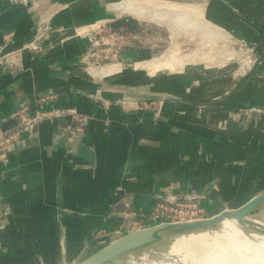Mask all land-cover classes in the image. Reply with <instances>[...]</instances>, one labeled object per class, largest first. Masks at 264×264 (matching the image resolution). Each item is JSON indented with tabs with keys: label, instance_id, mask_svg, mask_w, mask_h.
<instances>
[{
	"label": "crops",
	"instance_id": "0c3cea01",
	"mask_svg": "<svg viewBox=\"0 0 264 264\" xmlns=\"http://www.w3.org/2000/svg\"><path fill=\"white\" fill-rule=\"evenodd\" d=\"M213 1L207 3L209 17L225 26L224 17H230L232 10L223 0ZM93 3L65 0L50 11H33L3 10L0 2V30H14L16 48L32 37L36 18L61 9L74 12L66 16L75 24L110 18ZM233 18L241 20L235 13ZM108 21L123 30L128 26L120 15ZM136 28L139 35L146 26L138 23ZM254 36L250 35L253 43ZM3 37L0 31V46ZM74 46L79 48L75 55L66 51L32 60L25 53L23 71L16 76L5 73L0 64L1 130L14 126L8 118L23 101L53 91L60 95L55 107L73 109L69 115L48 119L36 134H22L8 159L0 161V194L7 205L0 264H73L86 240L90 248L99 227L111 228L120 219L126 201L131 210L146 213L156 197L168 191L202 195L209 209L228 201L236 209L264 193V93L255 98L257 83L251 76L235 83L221 71L192 70L193 78L185 79L170 74L151 78L143 70L137 77L116 75L101 82L71 79L67 65L83 56L82 46ZM145 52L140 47L120 51L121 59L132 55L142 61ZM57 56L61 63L55 64ZM95 94L123 103L106 111L93 99ZM167 95L176 97L178 104L165 109L161 117L152 110L129 109L134 100H160ZM244 107L262 111L231 115ZM75 116L85 119L86 125L68 139L67 125H80L70 123Z\"/></svg>",
	"mask_w": 264,
	"mask_h": 264
},
{
	"label": "rangeland",
	"instance_id": "374dc122",
	"mask_svg": "<svg viewBox=\"0 0 264 264\" xmlns=\"http://www.w3.org/2000/svg\"><path fill=\"white\" fill-rule=\"evenodd\" d=\"M60 1L62 2L65 0H0L3 4V10L9 7H23L25 9H32L33 11H50L51 6ZM66 1L72 4L74 0ZM100 1L101 0H83V2L86 3L95 2L93 4H95L96 7H103L107 11L106 14L110 17L109 19L103 18L92 22H79L75 24L74 21L68 20L69 17L66 16V13H71L73 15L74 12L72 10H66L67 12H64L61 9L53 15L51 14L50 17L36 18L32 37L29 40L24 41L23 44L20 43L21 45L16 48H13V45L15 44L14 30L8 28L0 30L4 36L3 44L0 46L1 69L7 74L16 76L23 71L22 59L25 53L30 55L32 60H37L48 54L57 55L58 52L65 53L66 51H70V53L74 54L73 51L77 53V49H79L78 46L74 45L79 44L82 46L83 56L77 59L74 63L68 64V68L65 69L67 77H70L71 79L83 78L90 82H101L108 77L116 75H118L117 77H122L126 74L132 77H137L141 74L140 71L143 70L149 72V76L152 75L151 78H154L155 75L160 76L161 74H170L187 77L185 79H192V70L198 71L199 73H202L203 71L204 73L211 74L221 71L227 76V81L229 78L233 79L232 82L235 83L238 80L244 83L243 81L249 79L251 76V79L255 80L257 83V88L254 89L255 98L260 97V95L264 93V86L261 85V83L264 84V0H223L232 10V12L229 13L230 17H224L225 23H222L225 26L220 25V22L218 23L209 17L207 3L210 1L213 3V0H162L171 3L174 7H181L186 10L195 11V8L201 9L199 17L197 18L198 20L195 17L189 18L191 24L200 26L196 27L190 25L188 22V25L184 26V30L183 28L180 30L181 27L179 29L174 22L167 21L166 23H158L156 21H140L135 18L133 19L132 16L119 14L118 11L111 8L110 2L115 0H105V3L103 4L100 3ZM60 6L64 7L63 5H59L58 8H61ZM81 6L85 7L83 5ZM256 6L257 8H254ZM84 9L85 12L89 10L86 7ZM104 9H102V12H104ZM99 13H101V11H98V14ZM234 13L241 16L239 22L237 19L235 20L233 18ZM119 15L130 21L124 30L115 27L114 25L116 22L108 21L115 19L116 16ZM82 18H87V16ZM2 19L3 18H0V21ZM196 20L199 23L198 25ZM200 20H202V23ZM138 23L144 25V27L146 26L145 31H140L139 35H137L139 29L136 28ZM88 24L95 25L92 28L87 27ZM184 24L186 25L187 22ZM184 24H182V26ZM108 27H112L114 32H118L119 36H123L122 40L116 41L109 38L108 33L104 30ZM250 33L255 34L256 37H254L257 39L256 42H251ZM137 47L146 51L145 54L147 53V56L144 59L145 61H142L143 59L138 60L136 56L132 55L128 58L123 57L121 59V50H132ZM116 49L119 52L117 51V53H115L114 50ZM73 54L71 55L73 56ZM162 55L165 56L162 61L154 62L156 58H160ZM54 60L56 61L55 64L61 63V58L58 56L55 57ZM125 61H128V63ZM116 64L122 66L120 71L116 74L107 77L100 76L101 78L99 76L95 77L91 74V71L93 70H100L105 66ZM127 71H129V73H127ZM260 71L263 72L262 76L257 75ZM59 98V93L53 91L49 94L40 95L33 100L23 101L19 105L18 109L8 118L14 121V126L7 131L0 129V159L3 156V160L8 159L7 154L10 153L16 144L20 143L22 134H25L23 132L18 133L25 126V123L20 122L18 117H22V114H25V117L27 118L26 120L35 119V116L30 115L31 110L23 113V108L29 107L30 109L31 106L34 107L37 105L39 106V109L37 107L35 109H38L37 111H43L45 110V107L46 109L50 108V110L54 108L57 109L54 105ZM42 99L45 100L44 103L41 102ZM93 99L106 111L112 105H122L123 103L118 102L117 100H105L99 94H95ZM176 104H178L176 97H173L172 95L168 97L167 95L160 100H134L133 103H130L131 108L129 109H131L130 111H133L134 109L137 111L152 110L155 117H161L165 109L169 106L173 108ZM179 106L182 107L183 105L180 104ZM63 111V115H69L68 111L73 112V109L67 108L63 109ZM254 111L262 110L253 107H244L236 112L230 113L231 115H248V113ZM48 119L49 118L35 120L36 124L34 129L27 134H36L38 127L47 123ZM79 119L80 120L77 122L80 123V125L77 127L71 126L69 128L71 124H68L65 128V133L69 135L68 139L74 136V133L77 131L75 130L76 128L80 127L83 129L86 125L85 119L80 116ZM215 206L217 207H212L210 209L207 208L206 216H209L207 219L212 218L213 215L211 214L222 209H231L232 203L228 201L222 203L220 206ZM2 209L4 217L0 224V232L4 231L7 225V205L4 201ZM250 219L260 221L264 224V209L254 212ZM133 221H136V217L126 219L121 215L120 219L116 221L111 228H107L103 225L99 227L93 233L94 239L84 258L91 256L93 253L118 240L124 235L138 230V226L135 225L127 229V222ZM258 239L264 245V236H259Z\"/></svg>",
	"mask_w": 264,
	"mask_h": 264
},
{
	"label": "bare ground",
	"instance_id": "6f19581e",
	"mask_svg": "<svg viewBox=\"0 0 264 264\" xmlns=\"http://www.w3.org/2000/svg\"><path fill=\"white\" fill-rule=\"evenodd\" d=\"M110 6L113 10L118 11L119 14L130 15L140 21L149 20L158 23H166L167 21L174 22L179 29L181 27L180 30H182V28L184 30V26H187L188 22L190 23L189 18L195 17L197 19L201 12L200 8H195V11L186 10L181 7H174L171 3L162 0H115L110 2ZM197 20L196 23L198 25L199 23ZM186 22L187 24L185 25L184 23ZM200 22L202 23V20H200ZM182 24L184 25L182 26ZM190 25L194 24L190 23ZM199 26L200 25L196 27ZM164 57L165 56L162 55V57L156 58L154 62H160ZM121 67L120 64L109 65L100 70L92 69L93 71H91V74L95 77H107L119 72ZM221 213H219V215ZM208 217L206 216L199 220H205ZM257 222L262 224L260 221ZM259 236H264V233L249 225L242 226L236 224L234 221L225 222L221 229L193 235L189 239L180 241L175 247H171V249L164 254L166 256L181 254L184 258L194 261L193 264L199 262H201V264H212V262L215 261H220L221 264H260L264 263V245L259 241Z\"/></svg>",
	"mask_w": 264,
	"mask_h": 264
},
{
	"label": "water",
	"instance_id": "95a60500",
	"mask_svg": "<svg viewBox=\"0 0 264 264\" xmlns=\"http://www.w3.org/2000/svg\"><path fill=\"white\" fill-rule=\"evenodd\" d=\"M260 209H264V193L254 196L238 209L226 210L210 219L160 224L130 232L84 258L89 249V241L86 240L73 264H193L194 261L181 254L166 256L164 253L193 235L221 229L225 222L249 225L264 233V224L250 219ZM212 264L221 262L215 261Z\"/></svg>",
	"mask_w": 264,
	"mask_h": 264
},
{
	"label": "built area",
	"instance_id": "2783aa9c",
	"mask_svg": "<svg viewBox=\"0 0 264 264\" xmlns=\"http://www.w3.org/2000/svg\"><path fill=\"white\" fill-rule=\"evenodd\" d=\"M104 30L108 33L109 38L117 41L118 36L110 27ZM122 38L123 36L120 37L121 40ZM114 51L115 53H117V50ZM41 102L44 103L45 100L42 99ZM36 107L39 109V106L37 105H35L34 107L31 106L30 109L29 107L23 108V113L31 110L30 115L35 116V119L26 120L27 118L25 117V114H22V117H18L20 122L25 123L24 128H22V130H20L18 133H30L34 129L37 119L43 120L44 118H56L58 116H62L64 113V111L59 108L50 110V108L46 109L45 107L46 111H37L38 109L35 110ZM79 120V117L75 116L73 119H71L70 122L73 123L74 121ZM70 127L71 125L69 126V128ZM3 158L4 156L0 160H2ZM204 198L205 197H203L202 195L197 194H175L167 191L164 196L156 197V201L153 207L146 213L142 211H138V213H136L134 210H131L132 206L130 201H126L124 203V208L126 210L123 212L122 216L126 219H129L130 217H136V221L127 222V229L135 225L138 226V230L160 224L195 221L206 217L207 208L203 204ZM2 200L3 197L0 194V224L2 223L4 217Z\"/></svg>",
	"mask_w": 264,
	"mask_h": 264
},
{
	"label": "trees",
	"instance_id": "16d2710c",
	"mask_svg": "<svg viewBox=\"0 0 264 264\" xmlns=\"http://www.w3.org/2000/svg\"><path fill=\"white\" fill-rule=\"evenodd\" d=\"M127 23L129 24L130 23V21L129 20H127ZM128 30V29H127Z\"/></svg>",
	"mask_w": 264,
	"mask_h": 264
}]
</instances>
